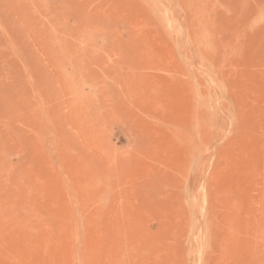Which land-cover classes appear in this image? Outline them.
<instances>
[{
  "label": "rangeland",
  "instance_id": "obj_1",
  "mask_svg": "<svg viewBox=\"0 0 264 264\" xmlns=\"http://www.w3.org/2000/svg\"><path fill=\"white\" fill-rule=\"evenodd\" d=\"M0 264H264V0H0Z\"/></svg>",
  "mask_w": 264,
  "mask_h": 264
}]
</instances>
